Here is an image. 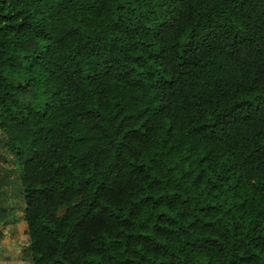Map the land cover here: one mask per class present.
Here are the masks:
<instances>
[{
  "label": "trees",
  "instance_id": "16d2710c",
  "mask_svg": "<svg viewBox=\"0 0 264 264\" xmlns=\"http://www.w3.org/2000/svg\"><path fill=\"white\" fill-rule=\"evenodd\" d=\"M0 133L30 264H264V0H0Z\"/></svg>",
  "mask_w": 264,
  "mask_h": 264
},
{
  "label": "rangeland",
  "instance_id": "374dc122",
  "mask_svg": "<svg viewBox=\"0 0 264 264\" xmlns=\"http://www.w3.org/2000/svg\"><path fill=\"white\" fill-rule=\"evenodd\" d=\"M0 165L2 172H8L13 185L9 190V206L13 208L12 218L1 228L0 264H30L27 252L29 240L26 223L23 220V194L17 179V161L6 151L4 136L0 133ZM16 167V168H15Z\"/></svg>",
  "mask_w": 264,
  "mask_h": 264
}]
</instances>
